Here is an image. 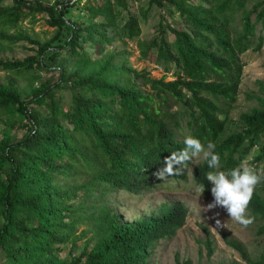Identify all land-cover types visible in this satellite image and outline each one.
<instances>
[{"label": "trees", "instance_id": "1", "mask_svg": "<svg viewBox=\"0 0 264 264\" xmlns=\"http://www.w3.org/2000/svg\"><path fill=\"white\" fill-rule=\"evenodd\" d=\"M6 1L0 0L2 25L45 14L56 33L41 41L0 31V44L26 41L35 51L24 59L0 58V71L35 74L58 62L60 73L54 82L29 83L28 91L13 78L0 81V111L7 115L0 139V264H150L157 243L185 224L187 207L164 203L160 217L121 223L106 201L111 193L148 189L164 157L181 150L187 135L205 147L215 145L217 170H230L245 159L264 160V96L240 114V127L224 136L244 67L240 55L264 45V34L256 32L258 23L264 29V0L252 11L244 10L236 36L231 19L246 0H148L141 16L131 10L130 0ZM83 2L86 18L67 16L73 5ZM153 6L172 7L169 13L177 12L186 25L178 28L163 18L158 33L140 42L142 58L167 71L173 66L174 80L124 67L116 54L93 60L89 49L103 54L117 36L136 40L141 19H147ZM63 61L75 65L69 69ZM124 77L128 79L122 82ZM60 90L68 91L67 103ZM260 90L264 92L262 82ZM171 96L183 110L166 113ZM167 115L175 118L172 124ZM184 116L188 134L183 132ZM15 123L25 130L21 137L9 130ZM190 164L183 174L168 179L187 180ZM210 171L204 160L195 175L205 187L211 184L206 179ZM89 207H94L91 213ZM249 208L264 219V194L258 189ZM86 221L95 236L93 246L85 245L78 256L73 251L66 257L56 254L69 242L77 248L78 228ZM202 229V248L211 257L216 250L213 234L207 225ZM222 238L248 264H264V256L252 261L240 240L225 232ZM177 261L193 264L191 258L180 261L178 256Z\"/></svg>", "mask_w": 264, "mask_h": 264}, {"label": "rangeland", "instance_id": "2", "mask_svg": "<svg viewBox=\"0 0 264 264\" xmlns=\"http://www.w3.org/2000/svg\"><path fill=\"white\" fill-rule=\"evenodd\" d=\"M44 1L53 2L54 0ZM262 1L246 0L244 9L233 16L231 19V30L234 36L238 35L242 30L244 10L252 11L254 5ZM10 2L11 0H7L5 3L8 4ZM84 3L73 5L67 16L73 20L86 18V13L81 9ZM148 6V0H130L131 10L140 16ZM170 11H173L172 7H167L166 10H161L157 6L151 7L147 19H141L142 33L136 40H126L117 36L115 41L107 46L103 54L98 53L96 49H89L93 60H102L108 58L110 54H116V62L124 67H131L136 71L145 72L152 78L160 79L165 77L166 81L174 80L176 78V70L173 66L167 71L163 65L151 63L142 58L140 51V42L151 39L158 33L159 23L163 18H166L173 26L186 28L179 14L177 12L170 14ZM46 17L45 14L29 15L20 21L18 25H2L0 23V31L6 34L25 33L33 38L46 41L56 33V28L47 23ZM251 17L252 21H255L256 12H253ZM256 32L257 34L260 32L264 34V29H262L260 23L257 24ZM65 37H67L66 31L61 40H64ZM31 47L32 45L26 41L15 44L2 43L0 44V58L24 59L26 56L35 53ZM240 57L244 67L238 85L237 99L229 108V121L224 136L238 129L240 127V114L248 112L257 106L259 104L258 98L264 96V92L260 90L261 82L264 83V45L261 50L250 48L242 53ZM74 65V61H63V66L69 69ZM58 67V62L48 63L47 67L39 72L25 75L0 71V81L7 83L9 79L13 78L18 82L21 89L28 91L29 83L31 82L39 84L43 81H56L60 73ZM127 79L124 77L121 81L124 82ZM130 80L138 83L143 89L148 88L142 79L131 77ZM58 93L64 95L65 103L69 101L68 91L60 90ZM183 109L184 107L181 106L180 101H177L173 96L170 97L168 107H165L166 113ZM29 112L31 111L29 110ZM160 114L163 116V111H160ZM167 117V120L172 124L175 118L168 115ZM6 119L7 115L0 111V139L6 128ZM181 122L183 132L188 134L190 128L187 125V117L181 118ZM10 125L12 128L9 130L14 136L21 137L25 132L23 128L18 126V123ZM203 161L202 154L191 161L188 178L185 181L176 182L168 178L166 180H158L156 178L153 180V184L148 189H143L141 193L136 194L126 190H117L106 199L112 213L119 218L121 223H137L146 219L160 217V208L164 203H180L187 207L188 215L185 219V224L174 236L161 239L157 243L150 259V264H179L177 261L178 256L180 261L191 258L193 264H248L237 250L225 243L222 238V232L240 240L245 245L252 261H258L264 256V219L260 214L255 213L248 207L247 215L253 216L255 219L251 225L245 228L229 218L222 208L204 211L206 205L212 201L211 184L208 187L204 186L205 190L201 194L200 185L203 184L195 178L197 169ZM248 161L255 169H259V173H264V160L256 163L250 158ZM256 189L264 194V182L257 185ZM86 203L90 205L92 202L88 200ZM93 209L94 207H89L88 212L91 213ZM216 213H219L218 217L215 216ZM216 219L221 220L223 223L222 227L217 228ZM89 223L86 221L79 225L76 239L77 248H73L72 243L69 242L56 254L59 253V256L66 257L71 255L73 251L74 255L78 256L85 245L93 246L96 240L91 231L92 226ZM202 225H207L210 228L215 241L216 250L211 257H208L206 249L202 248L201 241L205 238Z\"/></svg>", "mask_w": 264, "mask_h": 264}, {"label": "clouds", "instance_id": "3", "mask_svg": "<svg viewBox=\"0 0 264 264\" xmlns=\"http://www.w3.org/2000/svg\"><path fill=\"white\" fill-rule=\"evenodd\" d=\"M183 143L184 147L181 150L164 157L162 166L153 175L158 180L181 175L188 168L189 163L202 154L208 167L214 170L208 172L206 177L211 183L212 201L206 205L204 211L222 208L229 218L241 226L247 228L251 225L255 218L247 215V211L257 185L264 182V173H258L247 159L230 170H217L220 156L215 152V145L212 142H208L205 147L200 139L187 135ZM204 190V185H200L201 194ZM215 216L218 217L219 213ZM215 223L217 228L223 225L220 219H216Z\"/></svg>", "mask_w": 264, "mask_h": 264}]
</instances>
